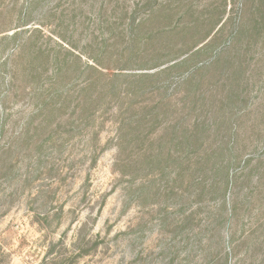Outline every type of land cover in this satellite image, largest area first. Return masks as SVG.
<instances>
[{"label":"rangeland","instance_id":"374dc122","mask_svg":"<svg viewBox=\"0 0 264 264\" xmlns=\"http://www.w3.org/2000/svg\"><path fill=\"white\" fill-rule=\"evenodd\" d=\"M156 7L0 0V264H264V0Z\"/></svg>","mask_w":264,"mask_h":264},{"label":"trees","instance_id":"16d2710c","mask_svg":"<svg viewBox=\"0 0 264 264\" xmlns=\"http://www.w3.org/2000/svg\"><path fill=\"white\" fill-rule=\"evenodd\" d=\"M145 6L149 7L153 12L156 11L157 7H156V0H145ZM147 21H143L142 24H132L130 29H129V41H128V50L130 52L133 51H137L138 49H140V47L144 48L145 45L147 44V42L145 41V38L136 36L134 34V30L136 28H139L140 26H142L143 24H145ZM176 30H178V28H161L157 31L156 37H160V39H165L166 37H168L169 35L172 36L173 34H175ZM16 37V36H15ZM206 38H204L203 40H201V43L205 40ZM196 46H194L193 48H195ZM191 47V49H193ZM190 49V50H191ZM133 55V54H132ZM86 68L92 69L94 72H96V68L93 66H87ZM116 77V76H115ZM226 177V184L225 186L227 187L228 182H229V174L228 172L225 175ZM226 263H227V259H226Z\"/></svg>","mask_w":264,"mask_h":264}]
</instances>
